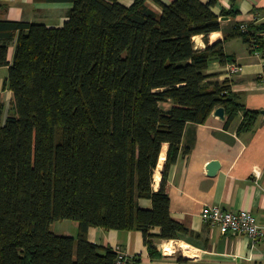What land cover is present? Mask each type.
Segmentation results:
<instances>
[{"label": "trees", "instance_id": "16d2710c", "mask_svg": "<svg viewBox=\"0 0 264 264\" xmlns=\"http://www.w3.org/2000/svg\"><path fill=\"white\" fill-rule=\"evenodd\" d=\"M49 1L73 3L62 27L0 18V67L9 66L4 86L14 93L12 113L0 100V264H115L116 249L90 241L91 227L140 230L158 258L156 239L191 232L172 217L167 192L187 123H206L222 106L226 127L244 113L243 134L260 118L229 79L206 82L213 57L232 59L210 39L223 29L220 16L238 15L236 0L221 14L218 0H154L160 14L148 0ZM263 33L264 25H237L227 39L264 52ZM196 35L206 49L196 48ZM141 198L153 207L142 208ZM65 219L79 223L76 237L52 231Z\"/></svg>", "mask_w": 264, "mask_h": 264}, {"label": "crops", "instance_id": "0c3cea01", "mask_svg": "<svg viewBox=\"0 0 264 264\" xmlns=\"http://www.w3.org/2000/svg\"><path fill=\"white\" fill-rule=\"evenodd\" d=\"M119 1L130 6L135 0ZM161 1L171 4L175 0ZM147 3L155 12L162 13V7L157 2L148 0ZM232 4L233 0H218L214 11L221 14L223 10L232 8ZM235 4V8L239 9L238 15L229 16L228 19L220 16L223 29L212 33L210 39L211 44L222 41L227 56L232 59L223 63L219 57H213L206 70V82L210 85L221 84L229 79L232 90L239 94L247 109L261 112L255 129L239 134L244 113L226 127L227 113L222 120L214 115L216 109L206 123H187L180 156L171 165L167 176V192L171 199L172 217L191 232L180 235L178 239H156L160 257L150 255L140 230L91 227L90 241L113 249L120 248L137 256L140 264H264V238L253 243L245 235L223 234L218 228L204 222L200 214L206 205H218L234 211L250 210L258 224L264 227V52L257 49L258 46L245 42L242 37L227 39V36L235 33L237 25H264V0H236ZM72 6L73 3L69 1L0 0V18L62 27L69 19ZM262 36L264 42V33ZM196 37L201 41L197 45L195 40L196 48L206 49L203 35ZM15 47L16 41L9 48L11 62ZM231 62L239 63L242 67L239 73L232 76L227 72V64ZM8 74L9 66L0 67V100L6 115L14 111V93L4 86ZM161 106L169 110L172 103L163 102ZM168 151L169 144L164 143L160 155V158L164 155L161 158L163 164L159 179L155 178L154 181L155 190L162 185ZM213 160L220 161L221 167L211 176L207 166ZM139 205L150 209L153 202L141 198ZM78 228L79 223L74 220L56 221L51 226L54 233L73 237L77 236ZM152 232L158 233L159 228ZM166 244H170L169 251H166Z\"/></svg>", "mask_w": 264, "mask_h": 264}, {"label": "built area", "instance_id": "2783aa9c", "mask_svg": "<svg viewBox=\"0 0 264 264\" xmlns=\"http://www.w3.org/2000/svg\"><path fill=\"white\" fill-rule=\"evenodd\" d=\"M243 31H248L249 25H241ZM257 46V45H254ZM242 67L239 63L231 62L227 64V72L230 76L239 73ZM201 217L204 222L213 228H218L223 234L245 235L253 243L264 238V227L258 224L256 217L250 210H228L218 205H206L201 210ZM117 259L115 264H134L133 256L116 248Z\"/></svg>", "mask_w": 264, "mask_h": 264}, {"label": "water", "instance_id": "95a60500", "mask_svg": "<svg viewBox=\"0 0 264 264\" xmlns=\"http://www.w3.org/2000/svg\"><path fill=\"white\" fill-rule=\"evenodd\" d=\"M229 16H223L222 19H228ZM220 39V37H219ZM263 113H264V110H262ZM226 109L222 106L216 108V110L214 111V115L216 116H219L220 119H225L226 117ZM221 167V163L220 161L218 160H213L212 162H210L207 166V169H208V174L211 175V176H214L218 170L220 169Z\"/></svg>", "mask_w": 264, "mask_h": 264}, {"label": "bare ground", "instance_id": "6f19581e", "mask_svg": "<svg viewBox=\"0 0 264 264\" xmlns=\"http://www.w3.org/2000/svg\"><path fill=\"white\" fill-rule=\"evenodd\" d=\"M195 39V38H194ZM196 42H197V45H200L201 41H200V38L199 37H196ZM212 132V131H211ZM198 149V148H197ZM204 155V154H203ZM206 163V162H205ZM163 164V160L161 159L160 162H159V167H157V173L159 174L160 171H161V165ZM202 171V170H201ZM159 175L156 177V180L159 179ZM169 246L170 244H166L165 245V248H166V251H169Z\"/></svg>", "mask_w": 264, "mask_h": 264}, {"label": "rangeland", "instance_id": "374dc122", "mask_svg": "<svg viewBox=\"0 0 264 264\" xmlns=\"http://www.w3.org/2000/svg\"><path fill=\"white\" fill-rule=\"evenodd\" d=\"M156 175L158 176L159 174H156ZM60 222H71V220L65 219V220H60ZM59 225H60V223H59Z\"/></svg>", "mask_w": 264, "mask_h": 264}]
</instances>
